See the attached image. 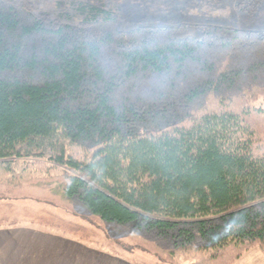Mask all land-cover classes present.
Segmentation results:
<instances>
[{"label":"trees","instance_id":"1","mask_svg":"<svg viewBox=\"0 0 264 264\" xmlns=\"http://www.w3.org/2000/svg\"><path fill=\"white\" fill-rule=\"evenodd\" d=\"M81 6L52 28L0 0V201L87 216L167 264L264 252V31H121L114 10Z\"/></svg>","mask_w":264,"mask_h":264},{"label":"rangeland","instance_id":"2","mask_svg":"<svg viewBox=\"0 0 264 264\" xmlns=\"http://www.w3.org/2000/svg\"><path fill=\"white\" fill-rule=\"evenodd\" d=\"M33 14L44 20L48 27L57 28L61 24L77 26L83 21L81 4L105 6L114 10L115 25L121 31H130L146 22H160L181 25L172 36L177 38L203 35V27L234 28L245 31H264V18L260 16L262 0H200L196 6L193 0H28ZM240 1V2H239ZM239 2V3H238ZM220 36H231V32L216 29ZM38 189L40 187H37ZM37 191V190H36ZM0 201V218L4 224L17 222V226L34 227L51 232H59L87 242L99 240L106 243L107 255L116 262L127 264H167L148 254L134 251L127 253L117 245L105 241V235L98 230L92 220L67 214L61 209L32 201ZM6 218V219H5ZM109 237L114 238V230L107 227ZM113 254V255H110Z\"/></svg>","mask_w":264,"mask_h":264},{"label":"crops","instance_id":"3","mask_svg":"<svg viewBox=\"0 0 264 264\" xmlns=\"http://www.w3.org/2000/svg\"><path fill=\"white\" fill-rule=\"evenodd\" d=\"M182 2H186L182 0ZM240 2V1H239ZM238 2V3H239ZM193 0L191 5H198ZM260 16L264 18V0ZM114 258L81 239L34 227L0 228V264H113ZM116 264H127L116 262ZM234 264H264L259 248L246 252Z\"/></svg>","mask_w":264,"mask_h":264}]
</instances>
